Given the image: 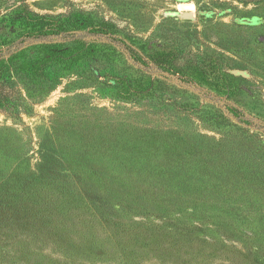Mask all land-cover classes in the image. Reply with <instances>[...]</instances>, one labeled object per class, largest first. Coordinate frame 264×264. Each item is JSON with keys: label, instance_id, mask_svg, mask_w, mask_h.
<instances>
[{"label": "rangeland", "instance_id": "obj_1", "mask_svg": "<svg viewBox=\"0 0 264 264\" xmlns=\"http://www.w3.org/2000/svg\"><path fill=\"white\" fill-rule=\"evenodd\" d=\"M74 14L111 38L44 77L19 72L31 107L0 110V228L137 264L127 225L153 219L184 229L172 258L264 263V0H0V43L25 30L19 15Z\"/></svg>", "mask_w": 264, "mask_h": 264}, {"label": "trees", "instance_id": "obj_2", "mask_svg": "<svg viewBox=\"0 0 264 264\" xmlns=\"http://www.w3.org/2000/svg\"><path fill=\"white\" fill-rule=\"evenodd\" d=\"M243 1L256 2L260 0ZM18 17L19 19H17ZM16 20L20 24H25V30L17 36L6 37L0 43V110L12 117L19 116L23 104L25 109L31 107L28 98H16L13 93L20 71H29V77H44L46 68L57 65L72 66L76 61L90 57L92 50L98 45L96 39L109 41L112 35L110 27L106 24L93 25L76 14L40 17L19 15ZM133 53V59L138 61L140 56L134 51ZM222 119L224 118L216 119V124L221 125ZM89 213V216L93 217V222L106 218L99 210L97 216L92 212ZM181 226L175 222L167 224L153 219L147 223L140 220L127 225L134 238L128 242L130 248H134L130 253H134L135 257L137 251L141 252L139 256L137 255V264H145L148 261L151 262L147 264H151L155 260L159 262L163 260L165 263L166 256L167 262L174 259V264H199L194 259H185L186 252H182L183 250L180 249L175 252V256L172 258L174 248L166 245L167 238L171 237L172 231L183 233L184 229ZM192 232L190 231V233ZM136 239L139 242H135ZM32 240L35 241L34 244L26 243L14 232L3 227L0 228V264H97L82 258L62 256L57 248L49 244H42L39 237H33ZM48 242L52 243L51 240ZM223 246L229 250L234 248V246L228 248L224 244ZM255 258L254 255L253 259ZM241 260H243L241 264H249L250 256L243 255ZM225 261L231 264L230 260L222 261L221 259L211 264L216 262L217 264H226Z\"/></svg>", "mask_w": 264, "mask_h": 264}, {"label": "water", "instance_id": "obj_3", "mask_svg": "<svg viewBox=\"0 0 264 264\" xmlns=\"http://www.w3.org/2000/svg\"><path fill=\"white\" fill-rule=\"evenodd\" d=\"M184 18H192V14L191 13H185L183 14Z\"/></svg>", "mask_w": 264, "mask_h": 264}]
</instances>
